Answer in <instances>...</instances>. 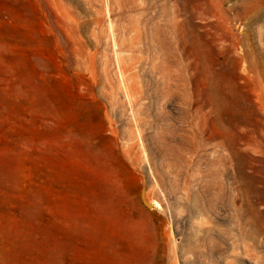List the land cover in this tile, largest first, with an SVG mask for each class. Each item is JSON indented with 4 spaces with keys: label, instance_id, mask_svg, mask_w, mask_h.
Segmentation results:
<instances>
[{
    "label": "rangeland",
    "instance_id": "rangeland-1",
    "mask_svg": "<svg viewBox=\"0 0 264 264\" xmlns=\"http://www.w3.org/2000/svg\"><path fill=\"white\" fill-rule=\"evenodd\" d=\"M0 264H264V0H0Z\"/></svg>",
    "mask_w": 264,
    "mask_h": 264
},
{
    "label": "bare ground",
    "instance_id": "bare-ground-1",
    "mask_svg": "<svg viewBox=\"0 0 264 264\" xmlns=\"http://www.w3.org/2000/svg\"><path fill=\"white\" fill-rule=\"evenodd\" d=\"M153 204L155 205V207H156L157 209H161V207H160L159 203H157V202H154Z\"/></svg>",
    "mask_w": 264,
    "mask_h": 264
}]
</instances>
